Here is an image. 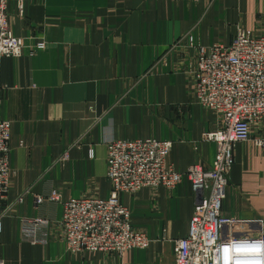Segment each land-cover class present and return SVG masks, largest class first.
<instances>
[{"label": "crops", "instance_id": "obj_1", "mask_svg": "<svg viewBox=\"0 0 264 264\" xmlns=\"http://www.w3.org/2000/svg\"><path fill=\"white\" fill-rule=\"evenodd\" d=\"M213 2L8 0L12 34L25 48L0 56V118L10 122L3 264H173V243L187 235L199 200L186 178L174 189L119 195L133 228L150 240L145 249L73 254L56 224L66 201L109 197L111 141L169 142L166 162L179 173L212 164L215 144L204 135L218 120L193 97L196 48L226 45L240 28L264 33V0ZM230 8L238 17L223 40L198 32L206 13ZM252 132L264 137V123ZM233 156L221 206L233 223L225 233L253 237L264 233V148L237 143ZM50 191L60 204L36 207L35 197ZM37 217L54 222L43 245L23 238V220Z\"/></svg>", "mask_w": 264, "mask_h": 264}, {"label": "built area", "instance_id": "obj_2", "mask_svg": "<svg viewBox=\"0 0 264 264\" xmlns=\"http://www.w3.org/2000/svg\"><path fill=\"white\" fill-rule=\"evenodd\" d=\"M7 3L8 0H0V56L18 57L25 42L12 34ZM37 48H43V44ZM36 52V47L29 50L30 55ZM193 86V97L218 120L215 131L204 135L205 141L215 144L212 164L193 165L179 173L166 162L169 142L153 139L109 142L106 145V177L112 186L109 197L105 200L83 197L63 203V215L56 225L70 253L122 255L131 249L147 248L150 240L133 228L129 209L121 205L119 195L134 196L143 188L158 186L174 189L186 178L199 200L187 235L173 243V264H264V233L253 237L226 234L233 220L224 216L221 209L234 163V146L253 141L264 148V137H254L252 132L253 127L264 123V33L240 28L228 45L197 47ZM9 140L10 122L0 118V236L2 220L10 210L2 208L9 187ZM47 202L60 204L59 193L50 191L46 197H35L36 207ZM23 225V238L31 244L43 245L54 222L37 217L23 220Z\"/></svg>", "mask_w": 264, "mask_h": 264}, {"label": "rangeland", "instance_id": "obj_3", "mask_svg": "<svg viewBox=\"0 0 264 264\" xmlns=\"http://www.w3.org/2000/svg\"><path fill=\"white\" fill-rule=\"evenodd\" d=\"M183 1H186V0H183ZM213 3H214L213 5H215L216 2H213ZM200 17L201 16H198L197 18H200ZM237 17H238L237 9L235 8H230L228 12L223 11V13L221 14L219 12H215L214 14L206 13V15L201 18L198 24V27H197L198 32L204 33V34H207L208 32H210L211 38L213 40L214 39L223 40L224 35L232 31L233 24L236 22ZM236 34L237 32L235 33V35ZM257 34H262V33L259 32ZM232 38L230 39V42ZM216 44H221V43H216ZM222 45H225V44H222Z\"/></svg>", "mask_w": 264, "mask_h": 264}]
</instances>
